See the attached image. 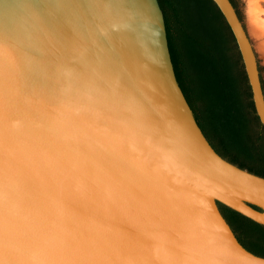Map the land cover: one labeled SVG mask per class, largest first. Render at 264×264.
<instances>
[{
  "label": "water",
  "instance_id": "water-1",
  "mask_svg": "<svg viewBox=\"0 0 264 264\" xmlns=\"http://www.w3.org/2000/svg\"><path fill=\"white\" fill-rule=\"evenodd\" d=\"M212 1L264 128L247 31ZM218 204L264 226V178L197 126L158 0H0V264H264Z\"/></svg>",
  "mask_w": 264,
  "mask_h": 264
},
{
  "label": "trees",
  "instance_id": "trees-1",
  "mask_svg": "<svg viewBox=\"0 0 264 264\" xmlns=\"http://www.w3.org/2000/svg\"><path fill=\"white\" fill-rule=\"evenodd\" d=\"M230 2L235 7L234 0ZM158 3L175 79L197 126L220 157L264 178V128L222 13L212 0ZM218 207L238 243L264 258V226Z\"/></svg>",
  "mask_w": 264,
  "mask_h": 264
},
{
  "label": "bare ground",
  "instance_id": "bare-ground-1",
  "mask_svg": "<svg viewBox=\"0 0 264 264\" xmlns=\"http://www.w3.org/2000/svg\"><path fill=\"white\" fill-rule=\"evenodd\" d=\"M246 27L253 43L251 45L259 56L264 52V0H244Z\"/></svg>",
  "mask_w": 264,
  "mask_h": 264
},
{
  "label": "rangeland",
  "instance_id": "rangeland-1",
  "mask_svg": "<svg viewBox=\"0 0 264 264\" xmlns=\"http://www.w3.org/2000/svg\"><path fill=\"white\" fill-rule=\"evenodd\" d=\"M234 3H235L236 10L238 12V15H239V17H240V19H241V21H242V23H243V25L247 31V34L249 36L248 30L246 27V12H245L246 5L244 4L243 0H234ZM249 39L252 42V44H254L253 40H252V38H250V36H249ZM255 55L257 58V64H258L260 79H261V83H262L263 91H264V52L261 54L262 57L259 56L256 51H255Z\"/></svg>",
  "mask_w": 264,
  "mask_h": 264
}]
</instances>
